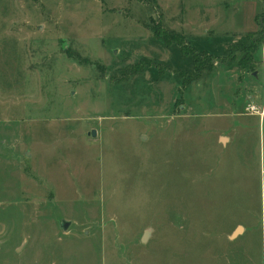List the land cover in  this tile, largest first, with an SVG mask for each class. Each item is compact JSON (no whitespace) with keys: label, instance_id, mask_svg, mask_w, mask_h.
Segmentation results:
<instances>
[{"label":"rangeland","instance_id":"1","mask_svg":"<svg viewBox=\"0 0 264 264\" xmlns=\"http://www.w3.org/2000/svg\"><path fill=\"white\" fill-rule=\"evenodd\" d=\"M262 33L264 0H0V264H264Z\"/></svg>","mask_w":264,"mask_h":264},{"label":"trees","instance_id":"2","mask_svg":"<svg viewBox=\"0 0 264 264\" xmlns=\"http://www.w3.org/2000/svg\"><path fill=\"white\" fill-rule=\"evenodd\" d=\"M153 28H152V32L154 33L155 37L160 40L163 41L167 46H179L180 49L182 50L184 55H191L190 51L187 49V47H189L188 44H186L185 39L177 34L168 32L166 30H163L161 28V26H155V24L153 23ZM264 33H262L263 36V41H264ZM200 65H197V67ZM141 70H131L130 73L132 75H135L137 73H139ZM198 79V78H197Z\"/></svg>","mask_w":264,"mask_h":264},{"label":"water","instance_id":"3","mask_svg":"<svg viewBox=\"0 0 264 264\" xmlns=\"http://www.w3.org/2000/svg\"><path fill=\"white\" fill-rule=\"evenodd\" d=\"M92 136L96 137V132H95V131L92 133ZM62 227H63L64 230H67L68 227H69V223H67V222H65V221L62 222ZM241 232H242V229H241V228L237 229L236 232H235L234 235H233V238H234V237H237ZM150 233H151L150 230H148V231L146 232V234H145V236H144V240H143V242H145V243L147 242Z\"/></svg>","mask_w":264,"mask_h":264},{"label":"built area","instance_id":"4","mask_svg":"<svg viewBox=\"0 0 264 264\" xmlns=\"http://www.w3.org/2000/svg\"><path fill=\"white\" fill-rule=\"evenodd\" d=\"M247 110L251 114L261 115V111H259V109L254 105H248Z\"/></svg>","mask_w":264,"mask_h":264},{"label":"crops","instance_id":"5","mask_svg":"<svg viewBox=\"0 0 264 264\" xmlns=\"http://www.w3.org/2000/svg\"><path fill=\"white\" fill-rule=\"evenodd\" d=\"M241 229H242V231H243V228L242 227H240ZM239 229V228H238ZM242 233V232H241Z\"/></svg>","mask_w":264,"mask_h":264}]
</instances>
